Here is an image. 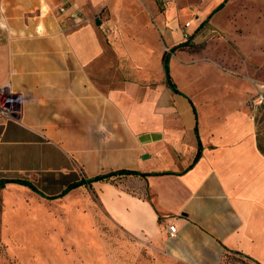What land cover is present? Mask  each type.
<instances>
[{"label":"crops","instance_id":"crops-1","mask_svg":"<svg viewBox=\"0 0 264 264\" xmlns=\"http://www.w3.org/2000/svg\"><path fill=\"white\" fill-rule=\"evenodd\" d=\"M159 1L188 2L0 0V86L9 87L16 110L0 116V191L29 189L7 181L23 179L57 197L81 179L136 171L144 175L71 190L93 191L135 237L167 239L183 263L218 264L230 250L264 264V156L247 93L229 83L202 86L196 96L179 88L171 55L188 39L160 53L161 70L145 63L158 51ZM226 1L199 0L193 30ZM174 25L161 26L167 39ZM147 36L153 42L140 45ZM170 49L175 89L164 70Z\"/></svg>","mask_w":264,"mask_h":264},{"label":"rangeland","instance_id":"rangeland-1","mask_svg":"<svg viewBox=\"0 0 264 264\" xmlns=\"http://www.w3.org/2000/svg\"><path fill=\"white\" fill-rule=\"evenodd\" d=\"M198 2L168 7L159 1L161 18L152 19L158 51L149 49L145 63L150 68L157 64L161 70L160 53L188 39L171 55L179 88L196 96L202 86L237 85L246 91L254 115L258 106L252 103L253 86L257 90L258 84L264 85V0H227L201 28L193 30L192 22L200 16ZM170 21L175 25L168 29L167 39L161 26ZM152 42L148 36L138 41L146 47ZM20 188L24 191H0V264H189L173 256L167 239L154 244L119 227L91 190H69L49 198L32 187ZM218 264L259 263L223 250Z\"/></svg>","mask_w":264,"mask_h":264},{"label":"trees","instance_id":"trees-1","mask_svg":"<svg viewBox=\"0 0 264 264\" xmlns=\"http://www.w3.org/2000/svg\"><path fill=\"white\" fill-rule=\"evenodd\" d=\"M184 45H186V43H182ZM181 44V45H182ZM174 49V47L172 48ZM172 49H170L169 53L164 54V70L166 72V81L167 83L173 88L175 89L174 84L171 82L170 77L168 75V64H167V60H168V55L173 51ZM254 123H255V140H256V147L259 150V152L264 156V100L262 101V103L260 105H258V108L254 114ZM200 155V149L198 151V153L196 154L194 161L197 160V158ZM123 174H140V175H144L143 173H137L136 171H132V170H128V169H119L116 171H112L106 174H102V175H97L94 177H91L88 180H78L75 182L70 183L69 185H67V187L61 192L62 193H66L67 191L71 190L72 188H75L77 186H80L82 184H90L93 181H97V180H107L109 178H111L112 176H116V175H123ZM7 181H12V182H17L20 183L22 185L28 186V187H32V189H34L35 191L39 192L35 186L30 183L27 180H23V179H14V180H7ZM4 182L6 181H1L0 182V187L4 186ZM40 193V192H39ZM52 198V197H49Z\"/></svg>","mask_w":264,"mask_h":264},{"label":"built area","instance_id":"built-area-1","mask_svg":"<svg viewBox=\"0 0 264 264\" xmlns=\"http://www.w3.org/2000/svg\"><path fill=\"white\" fill-rule=\"evenodd\" d=\"M63 10V9H60ZM13 93L7 85L0 86V116L6 118H14L16 110L12 104ZM264 100V85L258 84L255 95L252 98V103L256 106L260 105ZM169 235H174L176 228L174 225L167 227Z\"/></svg>","mask_w":264,"mask_h":264},{"label":"water","instance_id":"water-1","mask_svg":"<svg viewBox=\"0 0 264 264\" xmlns=\"http://www.w3.org/2000/svg\"><path fill=\"white\" fill-rule=\"evenodd\" d=\"M100 23V21H97V24H99Z\"/></svg>","mask_w":264,"mask_h":264}]
</instances>
